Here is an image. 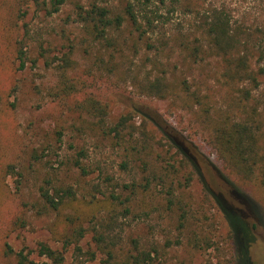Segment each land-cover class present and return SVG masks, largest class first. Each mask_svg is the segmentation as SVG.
<instances>
[{
    "label": "trees",
    "instance_id": "16d2710c",
    "mask_svg": "<svg viewBox=\"0 0 264 264\" xmlns=\"http://www.w3.org/2000/svg\"><path fill=\"white\" fill-rule=\"evenodd\" d=\"M29 1L47 17L57 14L64 4V0ZM23 4L26 3L16 0L11 8L12 14L13 9L17 14L14 29L26 16L21 11ZM5 6L1 3L0 11ZM112 8L94 2L86 8L76 5L74 23L82 29L85 54L96 50L94 57L99 63V49H103L111 52V59L117 55L123 67L140 51L152 54L155 65L160 62L158 57L173 36L166 42L156 37L162 29V10L179 11L187 18L184 25L176 28L173 42L185 59L194 63L213 61L217 80L237 100L238 117L222 114L206 95L192 90L186 81L177 90L171 88L164 72L146 73L138 85L140 93L181 104L204 127L207 144L224 166L242 180L253 181L264 189V99L254 96L264 81V30L233 20L224 9H205L200 0H128L122 11L114 8L119 14ZM7 24L16 46L15 57L23 69L28 46L8 20ZM27 34L25 31L24 36ZM74 52V45L69 44L67 52L48 62L40 46V57L45 59L46 66L55 64L59 75L57 93L50 97L82 93L84 85L69 78L75 68ZM126 70L136 81L131 69ZM75 108L82 114L81 128H87L88 134H96L120 153L119 168L131 177L130 181L115 180L90 162L85 148L71 144L70 153L60 165L75 172L80 181L62 182L58 170L47 163L41 180L33 184L34 199L21 204L14 221V226L25 228L29 214L51 218L49 230L59 248L43 242L37 244L35 251L14 252L6 247L16 264H64L71 249L75 264L96 260L101 264H168L170 253L182 247L212 253L203 264H251L248 245L255 226L250 227L240 211L213 196L223 215L222 223L228 228L226 236L218 234L219 223L215 226L207 211L186 194L194 180L192 168L198 173L197 165L168 137L165 129L155 127L151 120L137 123L131 112L111 121L108 107L91 95L82 98ZM55 138L56 144L61 143L63 132L55 131ZM46 150L53 151L51 146ZM13 170V165L7 166L9 173ZM205 190L211 194L207 187ZM146 226L158 235L136 233L138 227ZM87 237L92 248L83 250L81 243ZM33 253L40 261L30 258Z\"/></svg>",
    "mask_w": 264,
    "mask_h": 264
},
{
    "label": "rangeland",
    "instance_id": "374dc122",
    "mask_svg": "<svg viewBox=\"0 0 264 264\" xmlns=\"http://www.w3.org/2000/svg\"><path fill=\"white\" fill-rule=\"evenodd\" d=\"M22 1L26 4H23L21 11H25L26 16L17 22V29H14L17 14L14 9L12 14L11 8H14L12 6L16 0H0V4L6 5L0 11L3 13L1 16H4L0 28V264H16L14 256L7 253L6 247L14 252L23 249L25 252L35 251L37 244L43 242L54 249L59 248L49 230L51 218H37L29 214L25 228L14 226V221L21 211V204L34 199L33 184L36 181L39 183L47 163L58 170L62 182L73 184L80 181L75 172L71 173L60 165L70 153L71 144L85 148L90 162L99 165L115 180L130 181L131 177L119 168L122 162L120 153L112 150L96 134H88L87 128H81L82 114L75 106L86 95L93 96L108 107L111 121H115L121 114L131 112L135 114L137 123L143 119L151 120L155 127L165 129L168 137L185 152L188 159H193L198 168L196 173L191 167L194 180L186 192L187 196L195 205L207 211L215 226L219 223V235L226 236L228 228L222 223L223 215L214 197L240 211L249 226H255L248 245L250 262L264 264V189L253 181L242 180L224 166L207 144L204 127L200 126L195 115L171 99L147 98L141 95L138 88L146 73L152 72L154 75L164 72L165 80L171 88L177 90L181 82L186 81L192 90L206 95L222 114L238 117L237 100L217 80L213 61L206 59L194 63L185 59L184 53L173 42L176 28L184 25L187 18L179 11L168 12V8L162 10V29L156 37L166 42V39L173 36L158 57L160 62L155 65L152 54L140 51L137 56H131V62L123 67L117 55L111 59V52L103 49H99V63L94 57L96 50L85 54L87 46L82 41V29L74 21L76 5L86 8L94 2L100 6L113 7L114 13L119 14L128 0H64L60 11L51 17L39 11L29 0ZM200 1L205 9H224L233 20L264 30V0ZM7 20L15 32L18 30L20 38L24 37L28 46V59L23 69H20L15 57L16 46L8 33ZM25 24L26 28L23 27ZM25 31L28 32L26 36ZM69 44L75 47V68L70 71L69 78L74 83L81 82L84 85L82 93L69 97H50L57 93L59 75L55 64L46 66L45 59L40 57V46L46 52L49 62L67 52ZM127 67L137 77L136 81L126 70ZM254 96L259 100L264 99V81ZM55 131L63 132L61 143L56 144ZM49 146L53 151L46 150ZM8 165H13L12 173L7 171ZM136 231L141 235H158L149 226L145 229L138 227ZM81 247L83 250L92 248L89 237L81 243ZM208 254L212 253L182 247L170 253L168 264H203ZM30 258L40 261L36 253ZM75 263L71 249L65 255L64 264ZM84 264L101 263L96 260Z\"/></svg>",
    "mask_w": 264,
    "mask_h": 264
}]
</instances>
